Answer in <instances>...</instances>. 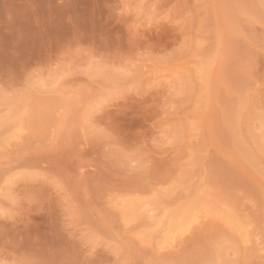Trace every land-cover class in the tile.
<instances>
[{
  "label": "rangeland",
  "instance_id": "rangeland-1",
  "mask_svg": "<svg viewBox=\"0 0 264 264\" xmlns=\"http://www.w3.org/2000/svg\"><path fill=\"white\" fill-rule=\"evenodd\" d=\"M262 21L0 0V262L264 264Z\"/></svg>",
  "mask_w": 264,
  "mask_h": 264
},
{
  "label": "snow or ice",
  "instance_id": "snow-or-ice-1",
  "mask_svg": "<svg viewBox=\"0 0 264 264\" xmlns=\"http://www.w3.org/2000/svg\"><path fill=\"white\" fill-rule=\"evenodd\" d=\"M261 7L262 9H264V0H261ZM264 22V21H262ZM260 156H261V160H260V165H261V175L262 178H264V140H262L261 142V146H260ZM0 214H3L2 210H0ZM0 264H3V262H0ZM16 264H35L34 261H18L16 262ZM82 264H87L86 261L82 262Z\"/></svg>",
  "mask_w": 264,
  "mask_h": 264
},
{
  "label": "bare ground",
  "instance_id": "bare-ground-1",
  "mask_svg": "<svg viewBox=\"0 0 264 264\" xmlns=\"http://www.w3.org/2000/svg\"><path fill=\"white\" fill-rule=\"evenodd\" d=\"M144 209H146V207H144V208H142V209H139V210L144 211ZM137 210H138V209H137ZM139 210H138V211H139ZM147 211H148V214H151L150 211H152V210L149 211V210L147 209ZM134 212H135V211H134ZM145 212H146V210H145ZM145 212H143V213H145ZM146 213H147V212H146ZM146 213H145V214H146ZM148 214H146V215H148ZM227 215H228V214H227ZM229 216H230V215H229ZM147 217H148V216H147ZM148 218L151 219V218H153V217H152V216H149ZM240 233H242V232H240ZM240 235H241V234H240ZM242 235H243V233H242ZM244 236H245V237H244V239H243V242L246 244V243L248 242V240H247V242H246V237H247V236H246V235H244Z\"/></svg>",
  "mask_w": 264,
  "mask_h": 264
}]
</instances>
